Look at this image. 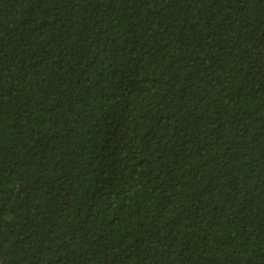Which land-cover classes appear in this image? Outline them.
I'll list each match as a JSON object with an SVG mask.
<instances>
[{
  "label": "trees",
  "instance_id": "trees-1",
  "mask_svg": "<svg viewBox=\"0 0 264 264\" xmlns=\"http://www.w3.org/2000/svg\"><path fill=\"white\" fill-rule=\"evenodd\" d=\"M0 264H264V0H0Z\"/></svg>",
  "mask_w": 264,
  "mask_h": 264
}]
</instances>
